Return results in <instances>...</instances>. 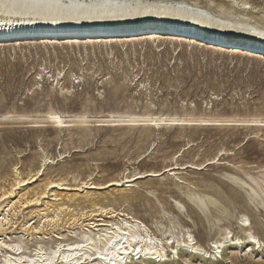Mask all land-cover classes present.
Returning <instances> with one entry per match:
<instances>
[{
  "label": "bare ground",
  "instance_id": "obj_1",
  "mask_svg": "<svg viewBox=\"0 0 264 264\" xmlns=\"http://www.w3.org/2000/svg\"><path fill=\"white\" fill-rule=\"evenodd\" d=\"M122 2L134 4V0ZM12 3L13 0H0V53L10 57L17 54L25 60L27 55L40 58L28 90H38L39 80L45 77L44 69L62 54H77L79 69L86 71L93 69L95 62H90L89 57L95 56L97 51L104 54L112 65L126 62L132 69L123 70L121 80L130 85L136 79L135 92L138 89L147 91L150 87H146L145 78L138 76L142 68L139 66L134 71L139 62L132 65L129 58L136 57V60L137 56H143L140 62L143 64L147 58L161 53V48L170 47L175 52L176 47H181L182 53L186 49L190 52L197 50L203 56L218 53L223 56L231 51L230 58L243 56L242 53H235L240 49L242 52L264 54V36L256 34L264 31V8L254 10L247 0H141L142 4L152 5L141 7L139 11L143 14H124L106 19L44 18L31 15L24 9L13 8ZM158 11L172 14H155ZM201 20L204 22H199ZM197 36H201L202 40ZM222 41L234 46H224V43H219ZM243 44L248 45L245 48ZM61 62L64 63L63 58ZM64 66L66 63L62 67L57 66L49 77L50 89L59 86L58 93L65 101L71 95L70 78L75 77L78 79L76 82L80 83V76L69 67L60 77ZM98 70L92 71V76ZM107 74L98 73L99 79L103 80ZM167 84L171 86L169 81ZM120 86L113 84V91L117 92ZM148 96L149 102L141 110H113L106 115H90L92 112L88 111L86 103L76 112L51 106L33 114L5 111L0 114V125L28 124L41 127L39 129L43 132L50 129L52 139L56 141L66 135L62 151H58L61 159L69 156L68 146L74 135L79 142L77 147L83 148L95 139L97 133H101L102 142L114 146L122 140L129 143L136 133L134 154L149 156L151 152L146 154V149L153 146L157 135H162L163 131L173 130L172 137L178 139L175 141L177 145L190 129L184 142L187 147H182L180 154L183 156L194 144L191 136L198 133L195 129L203 125L242 126L250 130L247 141L258 136V132L264 128V112L226 115L199 112L188 107H182L179 111L159 107L153 110L150 91ZM53 116L59 117V121L53 120ZM180 150L181 147L175 154ZM230 155V151L221 147L212 158L190 162L185 167L184 163L178 164L175 160L173 165L168 164L158 170H139L124 175L127 170L124 168L116 176L99 181L97 173L100 170L95 173L87 169L82 176L79 165L54 167L55 156H49V152L42 147L37 152V160L29 159L23 170L19 165L22 162L18 161L11 165L9 177L0 174V197H3L0 199V264H170L173 263L170 262L171 254L175 256L173 259L183 263H188L192 257L200 262L209 260L213 263L238 251L245 254H252L254 250L262 252V236L252 228L245 212H238L233 220L227 219L231 215L226 205L229 196L212 189L211 185L204 183L205 180L197 182L176 173V170L187 167L196 172L206 166L219 164L220 167V164H224L221 167L227 171L219 173V178L210 176V179L227 182L244 193L246 204L264 210V168L263 172H259L255 170L257 166H245L241 161H220L224 160L221 156ZM239 171L241 174H238ZM164 173L166 176L157 181H141ZM198 184H202L203 189H199ZM109 187H112L111 191L102 192ZM163 189L172 194L169 198L178 196L180 199L175 197L174 205H171L165 198L154 195L157 190L163 193ZM140 190H145L149 197L154 196V206L159 209L160 220L156 218L151 222L153 230L140 215L124 209L131 201L144 196ZM143 198L146 202L150 201ZM182 201L199 222L206 221L214 230L205 244L192 234L188 226L175 219L174 213L188 212ZM25 210L27 213L23 214ZM20 216L22 221L19 222ZM221 220L224 223H220ZM12 236L15 238L11 239ZM51 237L55 240L44 244V240ZM34 238L40 240L33 248L27 247L25 240Z\"/></svg>",
  "mask_w": 264,
  "mask_h": 264
},
{
  "label": "rangeland",
  "instance_id": "obj_2",
  "mask_svg": "<svg viewBox=\"0 0 264 264\" xmlns=\"http://www.w3.org/2000/svg\"><path fill=\"white\" fill-rule=\"evenodd\" d=\"M247 1L250 5H253L254 10L264 8V0ZM180 48L176 47L175 52L170 47L161 48V53L155 54L152 58H147L143 64L140 63L143 56H137L136 60H134L136 57L134 59L133 57L129 58V63L132 65L139 62V65L134 67V71L140 66L142 69L138 76L145 78L146 87H150L147 91L145 89L138 91V89L136 92L133 89L135 88L134 82L136 79L130 85L124 79L121 80L123 70L132 69L126 62L118 66L112 65L104 54L102 55L97 51L95 56L91 55L89 57L90 62H95L93 69L86 71L85 69H79L77 63L79 56L77 54H62L59 58L60 60L63 58L66 66H64L65 68L60 77L65 75L64 73L68 71L69 67L75 70L77 76H80V83L76 82L78 81L77 78H70L71 95L65 101L58 93L59 86L56 89H50V74L55 71L57 66L62 67L64 64L59 63V58V61L53 60L51 66L48 65V68L44 69V80H39L38 90L33 91V89L28 90V88L33 80L34 71L38 69L37 64L40 62V58L27 55L25 60L17 54L10 57L6 53H0V114L5 111L33 114L34 111L43 112L50 106L76 112L81 110L82 105L85 103L88 111L92 112L90 115H106L113 110L119 112L131 109L141 110L149 99V91L153 110H157L159 107L162 110L169 108L170 110L179 111L182 107H188L199 112L226 115L235 112L250 114L264 112V54H254L249 51L242 52V49H240L235 53H238L237 55L242 53L243 56L230 58L231 51L225 52L226 54L223 56L219 53L203 56L201 51L190 52L191 50L186 49L182 53ZM163 51H167L168 54ZM247 58L248 60H246ZM42 68L39 69L42 70ZM97 68L100 70L92 76V71ZM106 72L108 74L102 78L103 80L99 79L100 75L98 73L102 75ZM168 81L171 86H168ZM122 82L125 84L123 85ZM113 84H121L117 92L113 91ZM235 127L203 125L201 128L195 129L198 133L191 136L194 144L183 156H180V154L182 149L187 147L184 144L188 139L190 129L185 132V136L180 139V143L177 145L175 141L178 139L172 137L173 130L163 131L162 135H157V140L153 146L146 149V154L151 152L149 156H136L134 154L138 137L136 133L132 135V140L129 143L122 140L115 146L109 142H102L101 133H97L95 139L83 148L77 147L79 142L74 135L70 140L72 143L68 146L69 156L61 159L58 156V151H62L63 143L67 139L66 135L63 136L62 140L56 141L52 139L53 135L50 129L43 132L39 129L41 127H31L28 124H4L0 125V174L9 177L11 165L18 161L22 162L19 165L21 166L20 170H23L29 159L37 160V152H40L42 147L49 152V156H55L54 167L79 165L80 175L82 176L85 175L87 169L95 171V173L100 170L97 173L99 181H106L116 176L124 168L127 169L124 175L139 170H158L165 165H173L175 160L178 164L184 163L183 166L185 167L190 162H201L212 158L213 154L221 147L232 153L230 156H221L220 158H224V160H220L222 163L241 161L245 163V166H257L258 168L255 170L263 172L264 137L260 135H264V128L263 131L258 132V136L247 141L250 130L243 129L242 126ZM123 145L125 147L122 150ZM105 147L108 149L113 148V150H107ZM153 147H155L154 150H152ZM180 147L181 150L175 154V151ZM172 154L174 156H171ZM57 160L58 164L55 165ZM223 165L220 164V167H218L219 164H213L196 172L192 171L191 167H187L186 169L176 170V173H178V176L191 177L193 181L197 182L205 180L204 183L207 182L212 186V189L222 191L224 195L229 196L230 199L226 201V205L231 215H228L227 219L233 220V216H236L238 212H245L252 223V228L262 236L264 241V210L256 205L246 204L244 193L238 191L235 187H231L227 182L223 183L222 181L210 179V176L219 178V173L227 171L221 167ZM238 174H241V171ZM165 176L166 173L156 178L146 177L141 181H150V179L157 181ZM171 177L176 179L173 176ZM197 186L199 189H203L202 184ZM111 189L112 187H109L102 192L111 191ZM140 191L144 194L143 197L150 199V201L146 202L143 197H138L136 200L131 201L129 205H125L124 209L132 214L140 215L144 223L153 230L151 222L153 223L156 218L160 220L159 209L154 206V196L149 197L146 195L145 190ZM162 192L157 190L154 195L165 198L171 205H174L175 197L180 199L178 196L169 198L168 196L172 194L165 189ZM176 192L178 193V191ZM182 204L186 206L188 212L174 213L175 219L188 226L192 234L205 244L213 235L214 230L206 221L199 222L196 215L189 212V208L184 201H182ZM25 213H27V210L23 212V214ZM186 219H189V221ZM18 221H22L21 216ZM221 222L224 223V220H221ZM14 238V236L11 237V239ZM37 240L40 239H26L25 243L27 247L33 248ZM54 240L52 237L48 238L44 240V244H50ZM173 256L174 254H171L170 262L173 263L170 264H264V248L262 252L254 250L252 254L238 251L213 263H210L209 260L200 262L194 257L188 263H183L173 259L175 257Z\"/></svg>",
  "mask_w": 264,
  "mask_h": 264
},
{
  "label": "snow or ice",
  "instance_id": "obj_3",
  "mask_svg": "<svg viewBox=\"0 0 264 264\" xmlns=\"http://www.w3.org/2000/svg\"><path fill=\"white\" fill-rule=\"evenodd\" d=\"M11 7L24 9L31 15L44 18L61 16L69 19H106L124 14L140 15L143 14L139 11L141 7H152V5L142 4L141 0H134V4L122 2V0H13ZM155 14L168 15L172 13L158 11ZM199 22L203 23L204 21ZM256 34L264 36V31ZM52 119L59 121V117L56 116H53ZM200 166L203 167V165ZM156 175L159 174L156 173ZM32 203H37V201H32ZM3 246L8 247V245Z\"/></svg>",
  "mask_w": 264,
  "mask_h": 264
},
{
  "label": "water",
  "instance_id": "obj_4",
  "mask_svg": "<svg viewBox=\"0 0 264 264\" xmlns=\"http://www.w3.org/2000/svg\"><path fill=\"white\" fill-rule=\"evenodd\" d=\"M192 35V34H191ZM190 35V36H191ZM197 38H199V39H201L202 37L201 36H197ZM209 40V39H208ZM212 41H215L213 38H212ZM216 42V41H215ZM225 42H226V40H225ZM219 43H224L223 41L222 42H219ZM222 45H224V46H234V44H228V43H224V44H222ZM237 45V44H236ZM246 45H248V44H243V46L242 47H245ZM240 46V45H239ZM247 47H249V46H247ZM246 48V47H245Z\"/></svg>",
  "mask_w": 264,
  "mask_h": 264
},
{
  "label": "built area",
  "instance_id": "obj_5",
  "mask_svg": "<svg viewBox=\"0 0 264 264\" xmlns=\"http://www.w3.org/2000/svg\"><path fill=\"white\" fill-rule=\"evenodd\" d=\"M200 40H202V39H200Z\"/></svg>",
  "mask_w": 264,
  "mask_h": 264
}]
</instances>
